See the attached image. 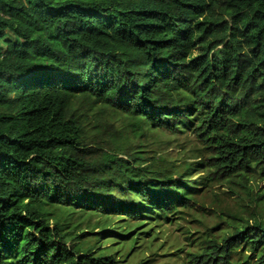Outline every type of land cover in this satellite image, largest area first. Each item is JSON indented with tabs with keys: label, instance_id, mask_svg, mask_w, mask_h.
<instances>
[{
	"label": "trees",
	"instance_id": "16d2710c",
	"mask_svg": "<svg viewBox=\"0 0 264 264\" xmlns=\"http://www.w3.org/2000/svg\"><path fill=\"white\" fill-rule=\"evenodd\" d=\"M157 132L187 134L183 157ZM210 188L236 211L183 259L110 220L175 218ZM176 254L264 264V0H0V264Z\"/></svg>",
	"mask_w": 264,
	"mask_h": 264
},
{
	"label": "rangeland",
	"instance_id": "374dc122",
	"mask_svg": "<svg viewBox=\"0 0 264 264\" xmlns=\"http://www.w3.org/2000/svg\"><path fill=\"white\" fill-rule=\"evenodd\" d=\"M155 136L158 138V142L156 148L160 149V153L171 157V159H178L183 157L182 153H180V149L177 144H183L187 142L188 135L187 134H173L170 132H157ZM190 139V138H189ZM190 149L187 144L185 152ZM191 152L187 153L186 158L190 160ZM216 186V190H218V186ZM215 188V187H214ZM213 188V189H214ZM219 191V190H218ZM205 195L206 198L200 199L199 204L194 206L193 208L179 209L184 211L183 213H179L177 217H173L171 215V219L161 218L157 220V212L149 217L145 223L138 222V220H129L123 216H113L110 220L115 222V226L119 231H129L134 233L141 226L142 230L138 232V244L141 246V253L145 256H149L150 253L159 252L158 254H170L171 256L175 253L180 252V257L185 258V253L189 251H197L196 246H190V240H186L185 237H191L199 235L203 233L205 230L209 235L212 233L211 230L218 224L225 228V223L220 217L224 212H229L231 210L236 211L235 204L231 202L230 205L227 206L226 200H218L219 203L215 202L212 198V189L210 188L208 191L202 194ZM222 202V204H220ZM206 208H211L207 211ZM121 218H125L124 220ZM172 220V221H170ZM94 221L96 218L94 217ZM222 221V222H221ZM98 231V230H96ZM105 240V238L103 239ZM108 242V243H107ZM111 241H103V244L107 246L111 245ZM118 244V243H117ZM126 244V243H125ZM174 248V249H173ZM180 248V249H179ZM178 255L176 254L173 258L168 257H160L157 260V263H164L166 260L172 261L169 264L174 262V259H178ZM139 257L135 255L132 260V264L138 262ZM183 260L176 264H182ZM154 264V263H149Z\"/></svg>",
	"mask_w": 264,
	"mask_h": 264
}]
</instances>
